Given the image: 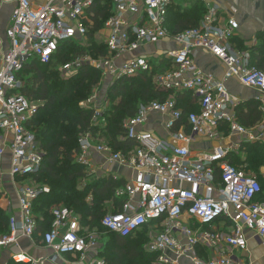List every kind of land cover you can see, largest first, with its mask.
Masks as SVG:
<instances>
[{"label":"built area","instance_id":"2783aa9c","mask_svg":"<svg viewBox=\"0 0 264 264\" xmlns=\"http://www.w3.org/2000/svg\"><path fill=\"white\" fill-rule=\"evenodd\" d=\"M95 1L0 0V7H13L4 32L7 45H0V163L9 152L12 177L33 176L43 159L40 145L26 127L37 110L36 102L21 94L24 83L19 74L29 60L50 64L64 42L86 45L93 28ZM176 1L113 0L112 15L103 26L106 55H81L59 67L63 74H72L81 66L91 67L104 85L107 79L114 82L121 77L149 73L151 58L135 55L141 48L161 43L171 46L164 57L159 56L171 61V68L159 71L153 78L155 85L171 96L164 102L140 106L137 114L123 125L125 136L135 141V148L126 155L116 153L101 140L85 135L79 140L75 160L91 171L92 154L105 155L108 162L135 175L115 192L116 198H126L122 212L106 215L101 226L126 238L154 222L160 231L152 234L145 246L148 253L157 255L154 264H179L183 259L192 264H245L232 255V250L246 251L247 233L259 240L264 249V192L259 182L264 183V169L255 176L244 170L245 166L230 164L228 156L243 144L258 142L264 146V133L259 126L247 129L240 125L235 114L238 103L228 93L225 82L234 79L264 98V72L251 65L249 51L233 48L231 42L239 30L238 23L232 17H222L216 6L207 8L199 27L171 37L166 21L169 8L180 2ZM196 49L208 52L224 65L223 81L198 67L193 58ZM185 92L195 97L198 111L183 118L173 95ZM80 107L93 111L95 125L105 124V97L101 99L96 90ZM156 115L166 118L163 129L167 139L144 130L151 116ZM222 128L227 130V139H241L240 145H222ZM198 140L217 145L211 150H194L192 146ZM88 174L94 175L92 171ZM112 177L118 179L115 174ZM41 191L33 186L21 190L19 217H11L9 233L0 236V255L16 245L19 236L29 240L35 236L33 201ZM51 216V228L41 241L52 256L33 258L19 252L11 254L9 261L55 264L69 255L87 258L99 248L96 232L83 227L79 216L62 207L53 208ZM200 246L229 252L204 260L195 251Z\"/></svg>","mask_w":264,"mask_h":264},{"label":"trees","instance_id":"16d2710c","mask_svg":"<svg viewBox=\"0 0 264 264\" xmlns=\"http://www.w3.org/2000/svg\"><path fill=\"white\" fill-rule=\"evenodd\" d=\"M112 1H95L92 9L93 28L87 36L89 47L85 49L73 42H64L59 45L58 52L50 64L42 65L39 61L29 60L19 74L24 83L21 94L29 101L40 104L26 124L43 153L39 171L28 177L32 182L44 186L33 201V214L37 225L35 237L39 236L41 239V236L50 230L53 220L51 210L62 207L79 216L83 227H96L99 235L105 236L107 241L113 243L110 250L113 258L100 255L105 264H154L157 255L145 250L154 222L147 224L136 235L126 238L108 232L101 226L102 219L108 214H100L107 211V204H111L113 208L111 214L122 212L126 198H116L115 192L124 186L125 181L108 177L95 179V176L88 175L86 169L76 162L75 156L80 150L79 140L85 135H90L93 140H101L113 152L126 155L132 151L135 141L125 136L123 125L137 114L140 106L154 101L164 102L171 96L170 93L161 91L152 81L156 73L171 68V61L149 56L152 68L149 73L121 77L114 82L107 79L104 84L107 86L106 91L103 94L106 101L103 114L105 124L102 125L92 122V110L80 107L99 85V73L87 66H81L72 74H63L59 69L81 55L90 58L106 55L105 46H96L92 50L90 46L93 47V37L112 15ZM178 3L173 4L167 14L166 29L171 37L199 27L207 12L201 9L194 14L185 13ZM233 43L235 41H232L231 45ZM235 45L238 51H249L251 65L264 72V65L259 64L255 58L258 55L263 57V44L250 49L244 41L236 40ZM100 95L102 97V90ZM173 99L183 118L198 111L196 99L191 93H177L173 95ZM235 114L240 125L247 129L254 128L262 121L259 104L252 101L237 105ZM184 125L187 131L186 122ZM221 132L224 136L228 135L226 128L221 129ZM228 162L236 167L246 166V171L258 174L264 167V146L258 142L243 144L239 150L228 156ZM217 172L218 170L216 177ZM259 182L264 192V183L261 180ZM8 233L9 220L7 215L0 212V236ZM200 249L196 247L195 251L204 258ZM67 257L76 259L78 256ZM7 264L16 263L8 261Z\"/></svg>","mask_w":264,"mask_h":264},{"label":"crops","instance_id":"0c3cea01","mask_svg":"<svg viewBox=\"0 0 264 264\" xmlns=\"http://www.w3.org/2000/svg\"><path fill=\"white\" fill-rule=\"evenodd\" d=\"M34 1L39 3L41 0ZM210 2L213 6L220 9L222 17L225 12V16L234 18L238 23L239 30L236 33V37L233 39V41H235L232 45L233 48L236 49V40L244 41L245 45L250 49L258 48L262 46V44L264 45V0H210ZM12 9L13 7L8 5L0 7V45L3 47H6L7 45L4 32L8 26ZM169 49H171L170 45L161 43L156 46L141 48L135 53V55L143 57H159ZM262 56L263 57H259L258 55V57L255 56V58L259 64L262 63L261 65H264V54ZM193 58L203 72L212 75L218 81L224 80V65L220 61L213 58L208 52L196 49L194 50ZM225 86L228 93L233 96L236 103H238L237 105L249 101L258 103L259 109L262 111V119L264 120V98L259 95L256 90L246 88L234 79L226 81ZM104 90H106V87ZM103 97L104 95L102 94V97L100 98L102 99ZM165 121V117L158 115L151 116L144 130L152 133L160 139H167V133L163 129V123ZM259 125L260 124L257 126ZM259 129L264 133V127H259ZM240 141L241 139L239 140L237 138L229 140L227 139V136H225L221 144L226 146L230 143H238L240 145ZM205 142L208 141L204 140L201 142L198 140L192 147L194 150H211L217 145L214 142H208L209 144H205ZM218 145L220 144L218 143ZM92 158L94 170L91 171L94 173L92 176H95V179H99L101 177L113 179L112 175L115 174L118 178L116 181L123 179L126 183L135 178L133 173L126 170L119 164L108 162L105 155L100 157L93 153ZM91 171L89 170L87 173ZM26 186L44 189V186L36 182H32L28 177H12L10 174L9 152H6L3 161L0 163V212L7 215L8 220H10L11 217H19L18 195ZM152 228L151 235L160 231L154 226ZM96 235L98 236L99 241L102 236L99 234ZM247 240L246 251L232 250V255L243 261L245 264H264V249L259 240L255 239L251 233H247ZM199 248H201L200 251H203L204 258L199 256L197 252L196 254L199 258L204 260L213 259L218 254L223 253V251L229 252L228 250L214 251L202 246ZM19 252L26 253L33 258L52 256V252L43 245L39 236H34L32 240L19 236L18 243L16 245H11L0 255V264H7L10 255ZM101 252L102 251H100L99 246L97 250L91 251L87 258H81L79 255L76 256H79L80 258L78 257L76 259L65 256L59 258L55 264H90L93 261H102V257L100 256ZM226 252L224 254H227ZM179 264L192 263L187 259H183L179 262Z\"/></svg>","mask_w":264,"mask_h":264},{"label":"rangeland","instance_id":"374dc122","mask_svg":"<svg viewBox=\"0 0 264 264\" xmlns=\"http://www.w3.org/2000/svg\"><path fill=\"white\" fill-rule=\"evenodd\" d=\"M178 1H180L179 3H178V5H180L181 7H182V11L183 12H185V13H189V14H194V12H197L198 10H201V9H205V10H207V8L209 7V6H213L212 4H211V2H210V0H177L176 2H178ZM226 14H225V12H224V15H223V17H227V16H225ZM103 40H104V33H103V27L95 34V36L93 37V39H92V41L91 42H93L94 44H93V47H91L90 46V48H91V50L92 49H94L96 46L97 47H99V46H102V43H103ZM80 47H82V48H87V47H89V45H88V43H86V45H82V46H80ZM90 50V51H91ZM153 81V80H152ZM153 83H154V81H153ZM155 84V83H154ZM105 87H107V86H104L103 84H102V79L100 80V83H99V85L96 87V91H97V94H98V96L99 97H101V95H100V93H101V90H102V94H104L105 93V91L106 90H104L105 89ZM34 106L36 107V108H38L39 106H40V104L39 103H34ZM259 127H264V120L262 119V121L260 122V125H259ZM211 143V142H210ZM205 144H209L208 142H205ZM207 146V145H206ZM244 170H246V166L243 168ZM263 169H264V167H263ZM261 171L262 170H260V172H258V174H256V173H252V174H254L255 176H259L260 174H261ZM247 172H249V171H247ZM249 173H251V172H249ZM106 208H107V211L106 212H102L101 214H100V216H102V215H104V214H111V212L113 211V208H111V204H107L106 206H105ZM195 225V223H191V227H193ZM89 230L90 231H94V232H96V234H98L97 232H99L98 231V229L96 228V227H94V228H89ZM99 242V246H100V251H102L100 254L104 257V258H106V257H108V258H113V254H111V249H112V245H113V243L112 242H109V241H107V238H105V236H102V238L98 241ZM96 250V249H95ZM79 257V256H78ZM77 257V258H78ZM80 258V257H79ZM103 260V259H102ZM128 264H130V263H128Z\"/></svg>","mask_w":264,"mask_h":264}]
</instances>
